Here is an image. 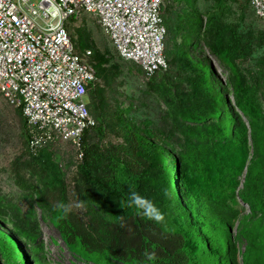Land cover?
Segmentation results:
<instances>
[{
  "label": "trees",
  "instance_id": "trees-1",
  "mask_svg": "<svg viewBox=\"0 0 264 264\" xmlns=\"http://www.w3.org/2000/svg\"><path fill=\"white\" fill-rule=\"evenodd\" d=\"M198 2L191 9L187 0H162L167 69L145 80L170 126L137 122L132 104L115 100L108 107L121 75L104 69L108 59L96 45L89 48L96 81L87 92L95 125L81 137L77 163L65 164L59 143L33 152L32 130L15 108L28 158L22 170L14 164L15 184L78 262L264 264V54L248 66L264 46V31L246 27L247 7L240 4L239 13L233 7L238 0H213L204 13ZM18 212L0 200V264H50L36 219Z\"/></svg>",
  "mask_w": 264,
  "mask_h": 264
},
{
  "label": "built area",
  "instance_id": "built-area-1",
  "mask_svg": "<svg viewBox=\"0 0 264 264\" xmlns=\"http://www.w3.org/2000/svg\"><path fill=\"white\" fill-rule=\"evenodd\" d=\"M161 7L162 0H0V93L21 109L33 152L65 142L79 149L95 125L87 107L93 52L75 50L65 23L95 16L120 58L147 80L167 69ZM250 8L264 25V0Z\"/></svg>",
  "mask_w": 264,
  "mask_h": 264
},
{
  "label": "rangeland",
  "instance_id": "rangeland-1",
  "mask_svg": "<svg viewBox=\"0 0 264 264\" xmlns=\"http://www.w3.org/2000/svg\"><path fill=\"white\" fill-rule=\"evenodd\" d=\"M39 1L40 0H33L35 3ZM238 1L240 2L238 5H233L234 9L238 13L240 12V4L247 7V26H245L257 31H264V25L259 21V19H257L250 8L251 0ZM187 2L189 4V8L193 9L194 0H187ZM212 7L213 0L199 1V8L202 13L210 11ZM236 18L237 17H233L228 19V21L232 22L236 20ZM194 20L196 24L194 25L193 30L198 31V24L200 21L196 19ZM65 27L72 38L75 50L79 54H85L89 48L96 45V48H98L97 51L108 59L104 69L107 72L110 70H114L115 72L117 71L121 75L116 84L113 86L114 92L112 91V94L110 93L107 95V105L110 109L117 104L115 100L121 102L124 108H128L132 104L133 111L130 116L137 122L151 120L158 129L166 128L167 125L170 126L165 106L153 94L147 91V81L141 74L138 73V67L130 63H126L120 58L111 40L104 33L95 16L83 15L79 19H70L66 22ZM186 36V39L191 44L192 49L199 50L197 42L194 41L193 36L189 34V31H187ZM201 47L205 50L204 45ZM180 54L182 53L180 52ZM263 54L264 46L262 49L254 52L250 62H248V66H253V60L261 57ZM211 60L218 76L224 82L227 81V71L215 58L211 57ZM91 62L94 65L95 62L92 60ZM173 75L174 73L171 71V76ZM101 83L102 82L99 81L98 85ZM232 101L233 100L231 99V102ZM20 122V117L16 109L7 104V102L0 95V200L2 203L6 205L9 204V206L15 208V211L18 209L20 218L24 219L25 217H34L36 219L40 233V241L43 243L44 253L50 264H87L85 262H78L72 256L63 243L58 230L46 218L45 221L42 220V213L39 208L36 206L32 208L29 203L24 201L23 193L15 184V177L13 175L14 164H18L19 162L22 170L23 164L26 163L28 159L27 157L22 156L25 153V148ZM56 150L62 155L65 164L72 161L77 163L76 149L72 144L66 142L59 143L56 146ZM19 158L20 161H18ZM76 173V166L70 167L67 171V182L71 190L70 195L74 190L73 185ZM73 205L75 207V212L84 219V210L79 207L75 200H73ZM7 216L14 222L12 219V217H14L13 210H8Z\"/></svg>",
  "mask_w": 264,
  "mask_h": 264
},
{
  "label": "crops",
  "instance_id": "crops-1",
  "mask_svg": "<svg viewBox=\"0 0 264 264\" xmlns=\"http://www.w3.org/2000/svg\"><path fill=\"white\" fill-rule=\"evenodd\" d=\"M199 1H200V0H199ZM198 7H199V2H198ZM138 73H139V72H138ZM141 75H142V74H141ZM23 197H25L24 194H23ZM23 199H24V198H23Z\"/></svg>",
  "mask_w": 264,
  "mask_h": 264
},
{
  "label": "clouds",
  "instance_id": "clouds-1",
  "mask_svg": "<svg viewBox=\"0 0 264 264\" xmlns=\"http://www.w3.org/2000/svg\"><path fill=\"white\" fill-rule=\"evenodd\" d=\"M156 218H157V219H160L161 217L157 216Z\"/></svg>",
  "mask_w": 264,
  "mask_h": 264
}]
</instances>
